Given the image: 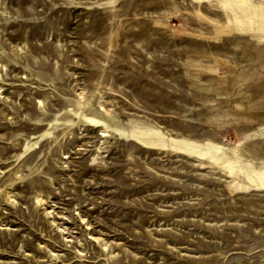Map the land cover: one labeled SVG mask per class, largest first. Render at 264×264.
I'll use <instances>...</instances> for the list:
<instances>
[{"label": "rangeland", "instance_id": "1", "mask_svg": "<svg viewBox=\"0 0 264 264\" xmlns=\"http://www.w3.org/2000/svg\"><path fill=\"white\" fill-rule=\"evenodd\" d=\"M0 264H264V0H0Z\"/></svg>", "mask_w": 264, "mask_h": 264}]
</instances>
